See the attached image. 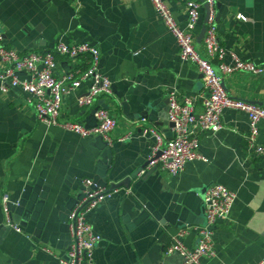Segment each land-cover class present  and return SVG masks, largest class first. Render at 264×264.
<instances>
[{
  "label": "crops",
  "instance_id": "crops-1",
  "mask_svg": "<svg viewBox=\"0 0 264 264\" xmlns=\"http://www.w3.org/2000/svg\"><path fill=\"white\" fill-rule=\"evenodd\" d=\"M164 1L184 26L186 0ZM205 14L202 5L193 30L200 54ZM212 15L222 47L242 59L264 61V0H216ZM0 32L4 45L20 54L52 50L59 41L94 44L112 94L78 106L76 97L88 86L82 82L63 97L59 119L90 126L98 107L115 119L110 143L97 135L80 137L39 121L19 89L0 91V264H58L69 244L67 213L83 177L107 188L127 179L86 213L100 235L87 264H179V255L167 254L165 248L179 229L187 230L182 242L195 245L203 194L211 183L225 185L236 197L228 217L214 226L215 254L205 263L257 264L263 259L264 155L246 147L243 111L226 108L221 129L199 133L198 151L206 161L187 162L173 175L155 169L128 179L145 163L153 142L143 128H154L164 140L172 136L166 119L168 90L174 89L179 99L196 96V111L203 93L195 64L179 59L174 37L149 0H0ZM55 58L56 76L87 66L86 56ZM224 60L230 62L228 55ZM222 85L229 96L264 106V73L233 71L223 75ZM257 142L264 143L263 121ZM3 194L10 213L20 206L15 214L21 232L5 224Z\"/></svg>",
  "mask_w": 264,
  "mask_h": 264
},
{
  "label": "built area",
  "instance_id": "built-area-1",
  "mask_svg": "<svg viewBox=\"0 0 264 264\" xmlns=\"http://www.w3.org/2000/svg\"><path fill=\"white\" fill-rule=\"evenodd\" d=\"M149 1L166 30L174 37L179 59L195 64L202 77L203 93L199 96L201 109L196 111V96L179 99L174 89L168 90L166 119L172 124V136L164 140L154 128L142 129L143 134L153 137L145 161L146 167H156L173 175L180 172L187 162L206 161V157L198 151L199 133H214L221 129V114L226 108L241 110L247 115L248 130L244 135L246 147L256 155H264V143L257 142L258 123L264 122V106L231 97L222 85L223 75L233 71L241 70L254 75L264 73V61L256 63L242 59L234 51L226 50L219 44L212 15V5L216 0H186L184 26H180L174 19L164 0ZM204 4H207L209 14L202 38L204 53L200 54L194 47L193 30ZM56 54L69 59L86 56L87 66L56 76ZM225 55H228L230 62L224 60ZM99 61L97 47L89 42L59 41L52 50L20 54L4 45L0 32V91L19 89L31 104L36 118L48 126H57L80 137L97 135L106 143H110L115 119L105 108L98 107L93 111L95 122L90 126L78 120L59 119L63 97L79 87L82 82H87L88 86L85 93L76 97L78 106L91 105L98 95L112 94L111 80L101 72ZM79 185V195L68 210L65 221L69 244L64 254L58 257V264H87L92 258L95 244L100 240V235L87 220L86 213L110 197L111 192L106 186L88 177L81 178ZM235 197V192L225 185L209 184L202 198L204 223L195 227V245L187 247L181 240L187 230L179 229L171 235L165 253L179 255V264H206L204 260L215 254L214 226L218 220L228 217ZM1 202L5 224L16 232H21L17 224L11 223L6 194L2 195ZM263 263L264 257L257 264Z\"/></svg>",
  "mask_w": 264,
  "mask_h": 264
},
{
  "label": "water",
  "instance_id": "water-1",
  "mask_svg": "<svg viewBox=\"0 0 264 264\" xmlns=\"http://www.w3.org/2000/svg\"><path fill=\"white\" fill-rule=\"evenodd\" d=\"M202 1V0H200ZM204 7H205V10H206V14H205V21H207L208 19V14H209V9H208V6L207 4H204ZM203 31V30H202ZM196 51H198L197 47L194 45ZM199 52V51H198ZM215 71L218 73L217 71V68L214 67ZM86 125V124H85ZM169 125L171 126L172 124L169 123ZM155 169H157L156 167H150V168H147L146 167V162L143 163L142 165L138 166L132 173L131 175L128 177V179H131V178H135L137 177V175L140 173V172H144L143 173V177L147 176L149 173L153 172ZM127 183V179H125L124 181H119L117 183H112V185L110 187H108V190H113V189H116L120 186H122L123 184ZM101 184V183H100ZM103 185V184H101ZM105 186V185H104ZM20 208V206H18L17 208H15L14 210V214L10 213V217H11V223L12 224H16V214L18 213V209ZM202 208H203V211H204V204H202ZM16 212V214H15ZM31 219L32 220H35V217L31 216ZM204 223V213H203V221H202V224Z\"/></svg>",
  "mask_w": 264,
  "mask_h": 264
}]
</instances>
